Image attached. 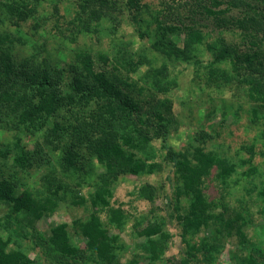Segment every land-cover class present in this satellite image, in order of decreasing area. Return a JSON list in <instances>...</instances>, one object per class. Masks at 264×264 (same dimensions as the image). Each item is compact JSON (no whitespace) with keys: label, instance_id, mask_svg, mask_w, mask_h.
<instances>
[{"label":"trees","instance_id":"16d2710c","mask_svg":"<svg viewBox=\"0 0 264 264\" xmlns=\"http://www.w3.org/2000/svg\"><path fill=\"white\" fill-rule=\"evenodd\" d=\"M47 1L54 0H5L0 12H6L9 23L19 29L34 20L39 4ZM61 1L73 3L65 30L70 36L96 33L104 18L112 20L115 12H126L140 38L150 39L147 49L156 56L132 52L128 57V50L118 47L112 55L80 50L74 61L57 67L43 46L33 45L26 53L25 40L0 31V134H10L8 141L4 136L0 140V264H41L40 259L45 264H138L140 258L146 264H217L220 252L233 239L239 248L229 251V258L235 264H258L253 252L243 255L248 249L245 227L251 223L245 198L236 208L227 197L234 187L245 190L248 198L256 190L255 212L264 219V146L244 143L236 156L219 155L206 147L214 136L199 130L176 148L168 143L176 128L170 118L172 100L165 96L179 87L168 78V65L198 64L195 52L209 34L200 30L197 18H210L218 34L212 42L205 40L210 57L195 76L219 93L230 86L245 89L249 102L256 104L249 108L246 128L250 132L260 128L264 0H160L155 12L141 0ZM144 10L149 15L145 21ZM233 10L240 14L229 18ZM53 26L57 28V20ZM226 31L236 33L244 48L226 42ZM179 37L181 47L175 42ZM234 108L230 124H238L243 106ZM221 116L227 118L225 110ZM25 140L33 143L31 150L23 146ZM93 162L101 172L86 169ZM51 165L60 173L54 174ZM239 169L245 183L231 182ZM163 172L164 184L161 175L157 183L142 181L129 193L151 205L147 212L136 215L124 210L114 198L124 177ZM255 176L262 179L250 188ZM165 182L171 192L164 195V212H173L161 216L162 208L154 202L164 194ZM207 182L217 189L216 197L206 194ZM69 208L76 211L73 219L56 222L48 234L35 226L42 217ZM170 222L178 225L183 244L175 262L163 259L172 237L165 229ZM129 223L143 242L136 245L138 253L121 262L127 245L119 232ZM20 240L29 241L40 259L26 256ZM256 251L264 253L263 248Z\"/></svg>","mask_w":264,"mask_h":264},{"label":"rangeland","instance_id":"374dc122","mask_svg":"<svg viewBox=\"0 0 264 264\" xmlns=\"http://www.w3.org/2000/svg\"><path fill=\"white\" fill-rule=\"evenodd\" d=\"M159 1L160 0H141V3L146 4L148 9L155 12L158 10ZM0 2L4 3L5 0H0ZM72 4L73 3L70 1L62 2L61 0L47 1L39 4L40 6L34 17L35 19L27 21L25 24L23 23L19 29L9 23V16H7L6 12H0V21H2L0 23V31L9 32L12 35H16L25 40L26 44L22 48H24L26 53L32 52L31 48L33 45H40V47L43 46L44 49H46V52H48L47 54L50 56L52 64L57 67L65 66L66 62L74 61L75 53L80 50H88L92 54L105 52L108 55H112L113 51L118 47L121 50H128V57L129 54L132 55V52H137V54L140 55L146 54L150 57L156 56L150 53L149 49H147L149 48L150 39L146 36L140 38L138 33L133 30L126 12L122 15H118L117 12H115L112 20L110 17L104 18L102 22L98 23L99 25L96 33L89 32L70 36L65 30L68 27V20H71L72 17ZM54 6L58 8L57 11H54ZM145 10L144 12L142 11L141 14V18L144 21L149 17V15H147L148 11L146 12ZM56 13L57 15H55ZM239 14L240 12L238 10H233L228 13V17L234 18L239 16ZM55 20H57V28L53 26ZM197 22L199 23L200 30L206 35L209 34L205 37L206 42H212L218 34V30L214 28L210 18H197ZM149 26L152 27V25ZM143 27L144 25H142V28ZM223 35L226 42L237 44L240 49L244 48L242 47V43L236 33L232 34L231 31H226ZM70 38H74V41H71ZM205 40L202 45L197 47L195 52L199 61L198 64L192 65L188 63L186 64L182 61H176L171 62L168 65V78L175 80L176 84L179 85L178 88H172V90L165 96L172 100L170 118L174 121L173 125L176 128L175 131L170 133L168 143L173 144L176 148L183 147L189 142V136H191L192 133L202 130L203 132L206 131L207 134L209 133L214 136V139L209 143L207 142L206 145L208 146L206 147L207 149L217 152L219 155L226 154L228 156H236L237 148H240L241 144H249L250 142L254 143L255 147L262 148L264 146V138L261 137V130H264V118L258 119L260 128H255L251 132L247 130L245 123L248 122L249 108L254 105L256 106V104L249 102L245 89L240 90L236 86H230L227 87L226 91L219 93L216 90L208 89L203 77L196 78L195 73L202 72L203 69L201 65L205 64L210 57V54L205 50ZM181 41L182 37L175 39V42L179 47H181ZM142 48L146 49L142 51ZM157 60L158 65L161 59H158L157 57ZM145 68V66L141 65L140 71H144ZM236 104L243 106V108L241 111H238L240 117L235 122L238 124H230V121L233 119L231 114L235 110L234 107ZM224 110L227 113V118L222 120L221 112ZM258 110L262 111L261 109ZM221 122H223L224 125L219 127ZM9 135L10 134L7 133L4 135L0 134V140L2 141L5 138L4 141H8L7 138ZM159 143L160 142H157L156 145L158 146ZM22 144L28 150H31L33 147V143L28 142L27 140L22 142ZM6 145H8V143H6ZM258 160L259 159H256V164ZM95 162H93L92 165L87 164L86 169L88 171L99 173L102 169L98 164H95ZM51 166L54 168V165ZM242 170L243 169H239L237 175L232 178L231 182L237 181L239 184L242 182L245 183L244 179L241 177V173H239ZM53 172L54 174L60 173L58 168H54ZM164 173L165 172L160 175L142 176L140 178L126 176L122 180H119L114 191V198L123 204L122 207L124 210L134 211L136 215L145 213L149 210L151 205L134 199L129 193L132 192L133 186L140 185L142 181L157 183L159 176L162 175L163 182L167 175L164 176ZM260 178L262 179V177H252L250 188L257 186ZM247 180L249 181V179ZM64 182L69 185L70 188L73 187L70 180L65 178ZM237 188L238 187H234L233 194L230 195V197H227V200L231 203V206L238 208V201L241 200V198H245L243 200L245 201V206L249 209L251 216V223H247L245 227V232L248 238L246 248L248 249L243 251V255L253 252L257 263L264 264V253L262 254L256 251L258 248L264 249V219L259 218L255 212L256 206L254 205V198L256 190L251 191L249 197L251 199H249L245 190L242 191ZM84 190L85 189H82L81 193H83ZM170 192V186L165 182L164 194L154 202V205L162 208L159 213L161 216H163L166 211L173 212L172 209H168L164 212L166 208H163L167 199L164 198V195L170 194ZM205 192L211 198L217 196V189L213 184L208 182ZM1 210L2 209H0V213L2 212ZM75 212H73L71 208L67 209L65 213H63V211H58L50 217H42L35 223V226L43 233L48 234L49 228L52 225L60 221H70L73 219L72 215H74ZM165 229L168 232H171L172 237L168 242L169 248L165 251L163 259L173 258L172 262H175L183 249V244L181 243L178 234L179 227L175 222H170L166 225ZM113 233L118 232L115 231ZM134 234L130 223L123 231L119 232L120 239L127 245V252L121 257V262L128 260L131 254L137 251L136 245L143 242V238L136 237ZM20 243L22 244V250L26 256L31 259H40L39 254L36 250H33L29 241L20 240ZM238 248L239 244L235 239L231 240V242L226 244L225 248L220 252L217 264H235L234 261L229 258V251H235ZM138 252L139 251H137V253ZM40 260L41 264H45L42 259ZM146 263L147 260L145 258H140L138 261V264Z\"/></svg>","mask_w":264,"mask_h":264}]
</instances>
